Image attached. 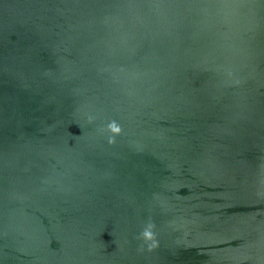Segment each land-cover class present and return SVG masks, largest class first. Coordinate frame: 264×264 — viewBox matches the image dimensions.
<instances>
[{"label":"water","instance_id":"1","mask_svg":"<svg viewBox=\"0 0 264 264\" xmlns=\"http://www.w3.org/2000/svg\"><path fill=\"white\" fill-rule=\"evenodd\" d=\"M0 264H264V0H0Z\"/></svg>","mask_w":264,"mask_h":264}]
</instances>
